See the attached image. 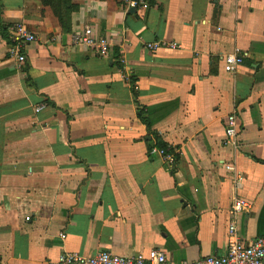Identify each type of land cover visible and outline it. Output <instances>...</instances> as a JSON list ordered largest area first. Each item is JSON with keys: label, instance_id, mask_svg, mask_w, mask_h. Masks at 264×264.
Instances as JSON below:
<instances>
[{"label": "crops", "instance_id": "crops-1", "mask_svg": "<svg viewBox=\"0 0 264 264\" xmlns=\"http://www.w3.org/2000/svg\"><path fill=\"white\" fill-rule=\"evenodd\" d=\"M70 1L59 17L0 0V264L155 248L193 261L226 253L233 220L239 240L263 237L264 0ZM18 25L37 38L21 65ZM87 26L108 55L76 44ZM158 40L180 47H145ZM235 50L244 63L229 73ZM159 140L171 159L152 153Z\"/></svg>", "mask_w": 264, "mask_h": 264}, {"label": "built area", "instance_id": "built-area-1", "mask_svg": "<svg viewBox=\"0 0 264 264\" xmlns=\"http://www.w3.org/2000/svg\"><path fill=\"white\" fill-rule=\"evenodd\" d=\"M131 7L149 6V0H126ZM36 35L23 25L15 28V37L13 38V46L9 50V55L16 57L18 62L23 64L26 56L23 48L36 41ZM76 44L92 48L99 55H108L112 48L113 42L108 37L98 36L92 26H87L83 31L75 37ZM145 47L151 52H157L162 49H178L180 44L167 40H158L145 42ZM244 63V55L235 50L224 58V68L226 72L234 73ZM238 132V115L231 112L225 119V144L235 145ZM154 155H161L168 160L173 154L166 152L164 149H153ZM241 177L238 175V182ZM248 203L242 198L235 199L233 204V212L235 214L241 212ZM237 222L233 220L229 224V232L233 236L227 251L223 255H208L197 260H182L178 262L171 261L166 253L158 248L150 250L148 253H141L135 256H119L111 251L102 250L93 255H83L78 252L63 253L56 264H264V236L258 237L252 242L245 243L237 237Z\"/></svg>", "mask_w": 264, "mask_h": 264}, {"label": "trees", "instance_id": "trees-1", "mask_svg": "<svg viewBox=\"0 0 264 264\" xmlns=\"http://www.w3.org/2000/svg\"><path fill=\"white\" fill-rule=\"evenodd\" d=\"M41 1L44 5L50 6L53 9L54 13L59 17H62V14L65 13L67 10H72L76 8V6H74L70 0H41ZM140 116L142 121L147 125H149V120L146 116V112L142 110ZM153 147L155 146H152L151 148ZM156 147L164 149L166 152H170L171 150H173L172 146L160 140L159 143H157Z\"/></svg>", "mask_w": 264, "mask_h": 264}]
</instances>
